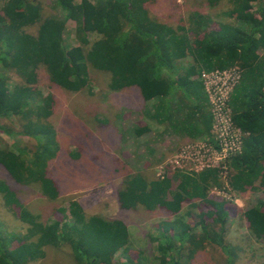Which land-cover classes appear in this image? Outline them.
Returning a JSON list of instances; mask_svg holds the SVG:
<instances>
[{
	"label": "trees",
	"instance_id": "16d2710c",
	"mask_svg": "<svg viewBox=\"0 0 264 264\" xmlns=\"http://www.w3.org/2000/svg\"><path fill=\"white\" fill-rule=\"evenodd\" d=\"M54 1L64 19L43 17L40 0H6L0 6V119L16 116L22 126L16 133L36 140L28 153L17 142L9 146L0 138V167L13 184L35 185L48 199L60 197L56 181L44 168L47 153L56 148L50 144L56 141L47 121L52 96L42 95L36 87L42 69L49 85L71 92L88 87L90 69L107 72L112 90L136 87L151 110L159 101L168 107L181 95V104L192 107L186 118L199 116L209 135L210 112L202 102L206 92L195 75L201 68L237 65L241 79L230 104L234 123L247 137L241 153L228 163L229 189L218 168L182 172L176 175L177 182L169 176L151 179L133 172L124 177L117 199L122 209H164L173 216L160 221L159 234L150 237L159 254L148 264H193L207 247L224 253L221 264H234L235 246L227 240L230 217L243 219L249 236L264 242V198L237 213L227 201L209 194L211 188L236 194L249 188L264 194V0H230L226 14L234 22L219 23L218 28H211L209 19L197 11L190 14L188 25L161 22L146 7L155 0ZM66 21L73 23L76 40L70 48L63 43ZM34 24L35 34L25 30ZM10 72L18 77L12 87L7 83ZM139 126L138 135L147 125ZM0 128L9 133L5 125ZM0 190L7 206H15L26 224L14 243L0 229V264L35 262L45 257V246H69L74 264H115V253L129 250L130 233L119 219L87 215L78 201L65 198L67 207L55 208L47 223L3 181ZM121 264L142 263L128 256Z\"/></svg>",
	"mask_w": 264,
	"mask_h": 264
},
{
	"label": "rangeland",
	"instance_id": "374dc122",
	"mask_svg": "<svg viewBox=\"0 0 264 264\" xmlns=\"http://www.w3.org/2000/svg\"><path fill=\"white\" fill-rule=\"evenodd\" d=\"M5 1L0 0V6ZM40 2L43 17L64 19V13L56 6L54 0ZM146 7L152 17L172 26L181 23L188 25L190 14L194 11L200 13L204 19H209L211 28H218L219 23L234 22L233 18L226 14L232 7L230 0H155L147 3ZM36 29L37 24H34L25 30L35 34ZM63 43L66 48L76 44L73 23L70 21L65 23ZM44 73L42 69L36 87L42 95L52 96V111L47 121L54 128L56 141L50 144L51 148H56L47 153L49 155H46L44 168L56 181L60 197L55 200L48 199L35 185L13 184L14 180L2 167L0 181L5 182L8 189L13 191L31 212L39 214L40 219L47 223L51 222L55 208L67 207L65 198L78 201L87 215L99 214L108 219L123 221L130 233L129 250L127 253L117 251L113 257L114 263L121 264L128 256L139 258L142 264L153 263L159 253L150 237L159 234L157 225L160 221L171 219L173 216L164 209H122L117 199L118 190L128 173L141 172L151 179L169 176L172 181L177 182L176 175L194 172L188 169L185 161L175 158L178 157L181 147L208 139L209 136L184 143L176 140H167V143H164L167 137L172 140L170 136L175 132L164 122L162 111L158 113L151 110L152 106L144 103L136 87L112 90L109 87L110 78L107 72L90 69V84L77 92L49 85ZM7 77L9 87L18 81L14 72L8 73ZM139 123L143 127L147 125L140 135L135 132ZM0 125H5L9 130L7 133L0 128V138L5 144L10 146L17 142L19 147H25L28 153L36 147L34 138L29 135L19 136L16 133L22 128L21 119L16 116L5 117L0 119ZM71 153L77 154V157H72ZM188 156V160L193 158L192 155ZM219 173L224 180V186L229 189V168L226 173L219 169ZM209 194L216 199L227 201L237 213L255 204L258 198H264L260 190L249 188L240 194L231 190L211 188ZM185 209L186 206L183 210ZM25 227L26 224L18 218V209L15 206H7L3 191L0 190V229L5 238L14 243L15 236L24 233ZM227 240L235 246L234 264H258L264 261V242L249 236L243 219L229 218ZM44 249L45 257L29 264H74L69 246H45ZM224 259L225 255L218 247H207L192 263L221 264Z\"/></svg>",
	"mask_w": 264,
	"mask_h": 264
},
{
	"label": "built area",
	"instance_id": "2783aa9c",
	"mask_svg": "<svg viewBox=\"0 0 264 264\" xmlns=\"http://www.w3.org/2000/svg\"><path fill=\"white\" fill-rule=\"evenodd\" d=\"M241 72L237 65L199 72L198 78L204 86L210 107L211 126L208 139L179 149L175 159L185 161L189 170L197 172L218 168L226 173L230 159L241 153L247 133L234 123L230 104V95L240 82ZM188 155L193 158L188 160Z\"/></svg>",
	"mask_w": 264,
	"mask_h": 264
},
{
	"label": "crops",
	"instance_id": "0c3cea01",
	"mask_svg": "<svg viewBox=\"0 0 264 264\" xmlns=\"http://www.w3.org/2000/svg\"><path fill=\"white\" fill-rule=\"evenodd\" d=\"M199 72L195 76L198 77ZM181 97L182 96L179 95L176 99H172L168 107H165L163 101H159V103L152 109L158 113L161 110L162 117L166 118L164 122H167L168 126L172 128L173 132H175L174 134H171L170 136L172 137L171 138L172 140H170L169 137H167L164 143H167V140L172 141V142L173 140H176L178 142L184 143L187 141L203 138L205 135H207L204 129L205 127L203 125L202 119L199 116L195 118L194 116L195 114H192L189 119L186 118V115H189L190 108L192 107H190L189 104L179 105L178 103L181 101ZM202 102H203V105H205L208 111L210 112L209 103H208V99L206 95ZM177 108H180V109L177 110ZM203 110H204V106H203ZM164 113L169 116V119L168 117L165 116ZM197 122H200V123L198 124ZM208 133H209V130H208Z\"/></svg>",
	"mask_w": 264,
	"mask_h": 264
},
{
	"label": "clouds",
	"instance_id": "9594fccd",
	"mask_svg": "<svg viewBox=\"0 0 264 264\" xmlns=\"http://www.w3.org/2000/svg\"><path fill=\"white\" fill-rule=\"evenodd\" d=\"M209 110H210V107H209ZM210 117H211V115H210ZM210 132V131H209Z\"/></svg>",
	"mask_w": 264,
	"mask_h": 264
}]
</instances>
